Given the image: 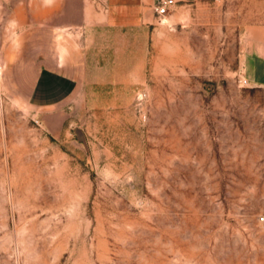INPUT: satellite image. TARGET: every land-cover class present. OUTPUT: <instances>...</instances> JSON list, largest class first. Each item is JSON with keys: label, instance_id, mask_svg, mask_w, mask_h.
<instances>
[{"label": "rangeland", "instance_id": "obj_1", "mask_svg": "<svg viewBox=\"0 0 264 264\" xmlns=\"http://www.w3.org/2000/svg\"><path fill=\"white\" fill-rule=\"evenodd\" d=\"M46 1L0 0V264H264V86L243 73L264 3L173 2L116 42ZM64 57L126 81L40 105Z\"/></svg>", "mask_w": 264, "mask_h": 264}, {"label": "crops", "instance_id": "obj_2", "mask_svg": "<svg viewBox=\"0 0 264 264\" xmlns=\"http://www.w3.org/2000/svg\"><path fill=\"white\" fill-rule=\"evenodd\" d=\"M158 0H51L46 1L45 9L67 11L73 15L67 21L57 24L75 25L83 28V33L108 34L109 38L117 42L132 40V32L136 30H146L151 26L155 19L154 6ZM179 3H191L197 0H172ZM264 3V0H259ZM94 11L86 17L85 11ZM64 20V19H63ZM85 27H92L86 29ZM105 35V34H104ZM254 42L260 43L259 53H244V75L249 83L257 86H264V29L253 37ZM115 52V51H114ZM126 53V48L118 51V57ZM124 56V55H123ZM257 58H261L257 59ZM100 59V57H99ZM48 60V59H47ZM58 64L54 60H48L42 67L43 76L37 78L38 88L46 91H56L55 97L49 101L40 102L45 107H55L73 100L80 93L83 97L90 96L89 90L110 89L112 85L126 81L121 78H98L91 77V70L97 68L92 63L91 67L86 63L85 57L74 60L64 57ZM116 64V63H115ZM107 70V67H104ZM109 69V68H108ZM119 65L112 69L116 73L121 71ZM114 71V72H115ZM44 84V85H40ZM57 95V96H56ZM97 98V94L95 95ZM101 96V95H100ZM114 98L116 96L114 95Z\"/></svg>", "mask_w": 264, "mask_h": 264}, {"label": "built area", "instance_id": "obj_3", "mask_svg": "<svg viewBox=\"0 0 264 264\" xmlns=\"http://www.w3.org/2000/svg\"><path fill=\"white\" fill-rule=\"evenodd\" d=\"M173 3L172 0H158L157 3L154 6V13L156 17L159 19L161 17H164L167 8Z\"/></svg>", "mask_w": 264, "mask_h": 264}]
</instances>
